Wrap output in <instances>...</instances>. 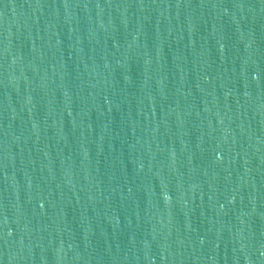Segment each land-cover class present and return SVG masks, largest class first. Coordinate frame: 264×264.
Listing matches in <instances>:
<instances>
[{"label":"water","instance_id":"water-1","mask_svg":"<svg viewBox=\"0 0 264 264\" xmlns=\"http://www.w3.org/2000/svg\"><path fill=\"white\" fill-rule=\"evenodd\" d=\"M46 264H264V0H0Z\"/></svg>","mask_w":264,"mask_h":264}]
</instances>
